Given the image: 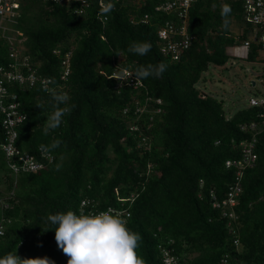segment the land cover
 <instances>
[{
    "label": "trees",
    "instance_id": "1",
    "mask_svg": "<svg viewBox=\"0 0 264 264\" xmlns=\"http://www.w3.org/2000/svg\"><path fill=\"white\" fill-rule=\"evenodd\" d=\"M27 1L17 27L27 38L34 68L49 87H12L27 115L17 128L16 148L39 157L47 146L54 162L39 172L15 175L0 151V199L14 193L9 208L0 204V224L3 217L8 220L0 236V258L17 254L67 264L46 218L78 211L83 199L92 198L101 209L129 206L126 226L139 233L137 253L145 264H163L161 248H172L181 264H220L224 257L230 264H264V131L257 136L256 165L241 178L238 219L232 228L222 210L212 207V194L222 200L236 182L237 169L226 162L242 158L240 143L251 135L241 126L256 119V110L245 108L228 118L221 100L203 98L196 89L210 65L224 66L231 57L228 48L248 39L251 25L246 23L236 36L230 30L232 21H243L241 1L203 0L195 5L189 23L194 41L178 62L160 52L156 23L165 17L155 14V0H112L105 23L96 0L83 16L63 5ZM34 7L39 8L36 16ZM146 13L152 21L138 23ZM134 41L149 42V52H128ZM7 47L0 45V64L6 63ZM68 52L71 71L63 80L61 61ZM247 58L261 61L264 55L253 45ZM160 62L165 71L138 78L140 90L117 87L114 74L122 68L134 72ZM65 93L67 101L55 99ZM148 97L162 104L150 101L148 110L136 113ZM54 108L67 110L60 126L46 132ZM155 108L161 112H151ZM2 118L0 113V143ZM143 135L149 144L139 147ZM57 140L59 146L51 148ZM57 163L62 165L59 170ZM132 195L134 201L129 200Z\"/></svg>",
    "mask_w": 264,
    "mask_h": 264
},
{
    "label": "built area",
    "instance_id": "2",
    "mask_svg": "<svg viewBox=\"0 0 264 264\" xmlns=\"http://www.w3.org/2000/svg\"><path fill=\"white\" fill-rule=\"evenodd\" d=\"M44 3H52L66 6L76 15H87L92 8L94 0H42ZM155 14L158 17H165L162 22H157V38L160 43V52L164 57L169 58L172 62L180 61L183 56L190 50L194 37L189 33L190 13L191 9L203 0H155ZM241 1V13L243 15V23L251 25L248 33V39L242 41L243 46L249 51L255 45L259 49V53H264V0H234ZM99 8V19L105 23L108 21V12L112 0H96ZM225 3V0H223ZM108 9L105 11V9ZM22 1L21 0H0V45L7 44L8 54L6 63L0 64V113L3 115L2 126L4 131L3 142L0 143V151L4 153L9 169L15 174L36 173L46 168L47 164L54 162V156L40 149L39 157L33 154L21 153L16 148L18 139L17 128L22 125L27 115L23 113L21 103L18 100V94L12 91L13 86L23 89H33L37 83L42 88L49 87V81L43 79L37 73L29 54L26 39L20 38L23 33L17 29L18 20L21 18ZM156 17V19H158ZM152 21L151 14H144L138 19V23L149 24ZM57 55L60 50L54 51ZM70 59L71 53L68 52L61 61L62 79L65 80L70 75ZM133 71L129 68H122L121 73H115L114 77L119 81L118 88L129 86L135 90H140L143 83L140 79L135 78ZM139 93V92H138ZM137 100V99H136ZM162 104L161 99L153 100L147 98L146 104L139 106L136 113L140 114L148 110L149 102ZM137 103H140L137 100ZM249 107L256 110V119L245 123L241 126V130L249 132L251 139L240 143L242 158L240 160H228L226 166L228 168L235 167L237 169L236 182L231 186L227 196L219 200L212 194V207L221 209L222 216L229 218L228 227L232 228V222L237 221L238 217L235 207L239 203V197L242 193L241 178L244 171L253 168L256 165L258 155L256 153L257 136L264 131V97L251 98ZM154 114L161 112L160 108L153 109ZM127 111V109L125 110ZM152 119V118H151ZM132 130L138 127L132 125ZM149 137L143 135L139 143V147L148 146ZM153 167L150 165L149 170ZM13 192L6 194V197L0 199L2 209L9 208L8 199L12 198ZM130 201L135 200L132 195ZM122 201V200H121ZM113 210L118 214L125 223L131 217L129 206L125 203L120 207L109 206L107 208H99L98 202L92 198H85L81 201L78 212L91 214L103 210ZM6 220L2 218L0 224V236L5 234ZM232 232V231H231ZM235 245L239 244L238 240L234 241ZM161 261L163 264H181V259L174 250L161 248ZM220 264H230L227 257L221 259Z\"/></svg>",
    "mask_w": 264,
    "mask_h": 264
},
{
    "label": "clouds",
    "instance_id": "3",
    "mask_svg": "<svg viewBox=\"0 0 264 264\" xmlns=\"http://www.w3.org/2000/svg\"><path fill=\"white\" fill-rule=\"evenodd\" d=\"M107 10L106 8L105 11ZM224 11H228L227 7ZM150 48L149 42L134 41L130 43L128 52L143 56ZM165 69L166 65L163 62L156 65H141L134 70L133 75L135 78L158 77ZM68 98L65 93L55 99L63 102ZM66 110L54 108L47 117L46 132L60 126ZM59 143L58 140L55 141L51 148L59 146ZM42 148L45 151L49 150L47 146ZM61 166L59 163L55 165L57 170ZM46 220L54 231L57 247L68 257L67 264H145L143 257L137 253L139 233L131 231L124 219L111 209L91 214L67 210L49 214ZM0 264H52V262L46 257L21 259L17 254H8L0 258Z\"/></svg>",
    "mask_w": 264,
    "mask_h": 264
},
{
    "label": "rangeland",
    "instance_id": "4",
    "mask_svg": "<svg viewBox=\"0 0 264 264\" xmlns=\"http://www.w3.org/2000/svg\"><path fill=\"white\" fill-rule=\"evenodd\" d=\"M21 1L22 4L28 3L27 0ZM33 10L35 16L39 14L38 7H34ZM23 13L22 9L21 18ZM245 27L243 21L235 20L232 21L230 30L232 35L236 36L242 34ZM20 38L27 40L25 36ZM72 40L70 43L73 42ZM248 52L241 42L228 48V53L231 55L228 62L224 66L210 65L196 84V89L200 91L203 98L208 95L223 102L225 115L228 118L239 110L249 108L251 98L264 97V60L250 61L247 58Z\"/></svg>",
    "mask_w": 264,
    "mask_h": 264
},
{
    "label": "crops",
    "instance_id": "5",
    "mask_svg": "<svg viewBox=\"0 0 264 264\" xmlns=\"http://www.w3.org/2000/svg\"><path fill=\"white\" fill-rule=\"evenodd\" d=\"M230 55V54H229ZM231 56V55H230Z\"/></svg>",
    "mask_w": 264,
    "mask_h": 264
}]
</instances>
